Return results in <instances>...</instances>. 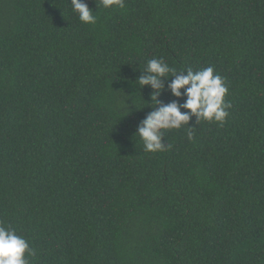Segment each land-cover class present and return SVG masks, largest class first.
<instances>
[{
	"label": "trees",
	"instance_id": "16d2710c",
	"mask_svg": "<svg viewBox=\"0 0 264 264\" xmlns=\"http://www.w3.org/2000/svg\"><path fill=\"white\" fill-rule=\"evenodd\" d=\"M70 2L0 0V223L29 264H264V0ZM154 57L212 66L224 122L143 151Z\"/></svg>",
	"mask_w": 264,
	"mask_h": 264
},
{
	"label": "clouds",
	"instance_id": "9594fccd",
	"mask_svg": "<svg viewBox=\"0 0 264 264\" xmlns=\"http://www.w3.org/2000/svg\"><path fill=\"white\" fill-rule=\"evenodd\" d=\"M94 2L96 9L111 8L114 5L124 7V0H94ZM70 4L72 12L82 23H96L97 17L93 14V9L84 0H71ZM137 80L140 87L147 85L151 89L150 100L147 101L150 102L148 106L152 110L139 121L133 133V136H137L142 141L145 152L164 151L166 147L164 130L179 129L183 125L189 126L187 136L191 140L194 132L193 126L188 122L192 116L196 117V124L200 120L223 123L228 115L226 109L230 105L224 100L228 88L224 78L214 74L212 66L196 71L191 68L181 71L170 67L162 57H154L147 60L146 67ZM166 81V88L171 96L183 97L182 103L176 99L168 103L158 100L161 92L165 90ZM181 108L188 111L182 112ZM34 255L35 251L25 237L18 235L14 228L0 223V264H29L28 257Z\"/></svg>",
	"mask_w": 264,
	"mask_h": 264
}]
</instances>
